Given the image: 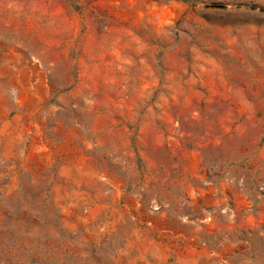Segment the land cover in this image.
I'll return each instance as SVG.
<instances>
[{
    "label": "rangeland",
    "instance_id": "374dc122",
    "mask_svg": "<svg viewBox=\"0 0 264 264\" xmlns=\"http://www.w3.org/2000/svg\"><path fill=\"white\" fill-rule=\"evenodd\" d=\"M219 252L264 264V0H0V264Z\"/></svg>",
    "mask_w": 264,
    "mask_h": 264
},
{
    "label": "built area",
    "instance_id": "2783aa9c",
    "mask_svg": "<svg viewBox=\"0 0 264 264\" xmlns=\"http://www.w3.org/2000/svg\"><path fill=\"white\" fill-rule=\"evenodd\" d=\"M250 216H251V213H250ZM148 224H149L150 226H152L151 221H149ZM153 226H154V225H153ZM151 228H152V227H151ZM160 231H161L162 233H164V234H170V233H171L170 228L167 227L166 225L162 226V227L160 228ZM219 253H220V252H219ZM219 253H218V254H219ZM218 256H219V264H230V263L227 262V257L223 256L221 253H220Z\"/></svg>",
    "mask_w": 264,
    "mask_h": 264
},
{
    "label": "crops",
    "instance_id": "0c3cea01",
    "mask_svg": "<svg viewBox=\"0 0 264 264\" xmlns=\"http://www.w3.org/2000/svg\"><path fill=\"white\" fill-rule=\"evenodd\" d=\"M151 232H152V230H151ZM138 241H156V240L154 239L153 236H151V235L146 236V235L144 234V232H141Z\"/></svg>",
    "mask_w": 264,
    "mask_h": 264
}]
</instances>
